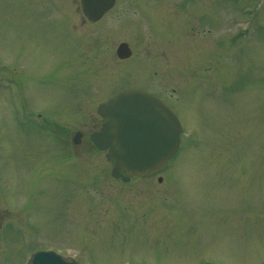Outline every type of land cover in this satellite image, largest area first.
Returning a JSON list of instances; mask_svg holds the SVG:
<instances>
[{"label":"rangeland","instance_id":"rangeland-1","mask_svg":"<svg viewBox=\"0 0 264 264\" xmlns=\"http://www.w3.org/2000/svg\"><path fill=\"white\" fill-rule=\"evenodd\" d=\"M84 18L81 0H0V264H264V0H117ZM128 88L184 134L164 172L124 183L90 135Z\"/></svg>","mask_w":264,"mask_h":264},{"label":"water","instance_id":"water-1","mask_svg":"<svg viewBox=\"0 0 264 264\" xmlns=\"http://www.w3.org/2000/svg\"><path fill=\"white\" fill-rule=\"evenodd\" d=\"M117 0H81L84 15L91 22L100 21ZM132 52L127 43L117 49L120 59ZM104 120L91 141L112 164V176L129 182L133 177H149L164 171L181 149L183 126L176 114L161 100L140 89L118 92L97 111ZM81 133L74 139L80 143ZM161 181V179H160ZM27 264H80L55 251L34 253Z\"/></svg>","mask_w":264,"mask_h":264},{"label":"flooded vegetation","instance_id":"flooded-vegetation-1","mask_svg":"<svg viewBox=\"0 0 264 264\" xmlns=\"http://www.w3.org/2000/svg\"><path fill=\"white\" fill-rule=\"evenodd\" d=\"M84 14V13H83ZM84 17H85V15H84ZM86 21H88V19H87V17H85L84 18ZM7 88V87H6ZM140 89V88H139ZM143 90H145V89H143ZM145 91H147V90H145ZM147 92H149V91H147ZM149 93H151V92H149ZM151 94H153V93H151ZM154 96H156L155 94H153ZM157 98H159L161 101H163V99H161L160 97H158V96H156ZM103 124V123H102ZM102 126V125H101ZM100 129H101V127H100ZM99 129V130H100ZM99 130H97V131H99ZM95 132V131H94Z\"/></svg>","mask_w":264,"mask_h":264}]
</instances>
